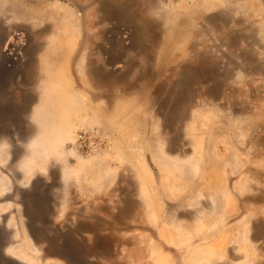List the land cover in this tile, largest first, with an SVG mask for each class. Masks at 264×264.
<instances>
[{"label": "rangeland", "instance_id": "rangeland-1", "mask_svg": "<svg viewBox=\"0 0 264 264\" xmlns=\"http://www.w3.org/2000/svg\"><path fill=\"white\" fill-rule=\"evenodd\" d=\"M10 44L0 264H264L217 187L264 180V0H0Z\"/></svg>", "mask_w": 264, "mask_h": 264}, {"label": "crops", "instance_id": "crops-1", "mask_svg": "<svg viewBox=\"0 0 264 264\" xmlns=\"http://www.w3.org/2000/svg\"><path fill=\"white\" fill-rule=\"evenodd\" d=\"M9 77L10 72L0 82L1 108H7L12 104L10 100L1 98V92L14 91V88L10 86ZM16 91L21 92L18 87ZM25 91V94L28 95L29 90ZM218 171L217 187L218 194L221 195L220 201L223 200L227 203L232 201L233 215L237 224L236 233L244 236L245 243L251 246L249 250H264V180L261 181V184L254 185L252 191L248 192L249 179L242 174L241 169L231 168ZM257 185L262 189H254Z\"/></svg>", "mask_w": 264, "mask_h": 264}, {"label": "flooded vegetation", "instance_id": "flooded-vegetation-1", "mask_svg": "<svg viewBox=\"0 0 264 264\" xmlns=\"http://www.w3.org/2000/svg\"><path fill=\"white\" fill-rule=\"evenodd\" d=\"M117 31L116 29V32ZM114 42L118 43L116 40ZM10 51L11 53H8ZM10 51L4 52V60H6L5 63H7L6 65H8L10 69V86L14 88L16 93L17 87L24 86V84L31 79L29 70L31 69L30 67L33 66V60L30 57L25 59L21 56L19 47L15 44H10ZM7 73V70L0 73V80L5 77Z\"/></svg>", "mask_w": 264, "mask_h": 264}, {"label": "water", "instance_id": "water-1", "mask_svg": "<svg viewBox=\"0 0 264 264\" xmlns=\"http://www.w3.org/2000/svg\"><path fill=\"white\" fill-rule=\"evenodd\" d=\"M113 31L115 32V30H113ZM114 32H113V33H114ZM115 33H116V32H115ZM115 33H114V34H115ZM2 66L6 67V68H7V72L9 73L10 69H9L8 65H6V64H2ZM8 73H7L6 75H8ZM4 78H5V77H3L0 81H2Z\"/></svg>", "mask_w": 264, "mask_h": 264}, {"label": "bare ground", "instance_id": "bare-ground-1", "mask_svg": "<svg viewBox=\"0 0 264 264\" xmlns=\"http://www.w3.org/2000/svg\"><path fill=\"white\" fill-rule=\"evenodd\" d=\"M83 101V100H82Z\"/></svg>", "mask_w": 264, "mask_h": 264}]
</instances>
